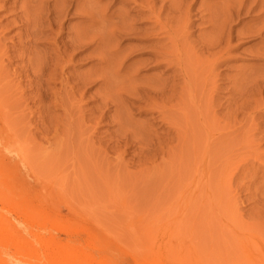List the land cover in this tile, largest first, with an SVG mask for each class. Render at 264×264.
I'll list each match as a JSON object with an SVG mask.
<instances>
[{"label":"rangeland","instance_id":"1","mask_svg":"<svg viewBox=\"0 0 264 264\" xmlns=\"http://www.w3.org/2000/svg\"><path fill=\"white\" fill-rule=\"evenodd\" d=\"M156 1L153 57L146 0H0V187L95 260L264 264V0Z\"/></svg>","mask_w":264,"mask_h":264},{"label":"bare ground","instance_id":"2","mask_svg":"<svg viewBox=\"0 0 264 264\" xmlns=\"http://www.w3.org/2000/svg\"><path fill=\"white\" fill-rule=\"evenodd\" d=\"M56 1L57 0H55V3ZM64 1L65 0H63V2ZM58 3H61V1ZM59 5L61 4H58V6ZM154 5L155 0H146V5L140 6V10L134 11L135 14L128 15L130 18L132 17L131 20L134 21L135 17L138 18L143 14H147L149 15V18H144L147 19V21L145 22L149 23L150 26H145L144 23L143 26L141 24H133L132 22H130L131 24L128 23L129 26L126 28V30H129L128 32L126 31L128 34H135L131 35L132 37H129L139 43L138 45L141 46L140 49L144 50V53H149L153 57L156 53H158V48L156 49L152 46H159V43L162 39L159 37L158 38L161 40L155 38L157 41L154 42L155 40L153 39V41L151 38V36L153 35L152 30L155 31V28L161 30L163 28L160 14L154 10ZM170 6H173V3H170ZM54 8L56 9V6H54ZM160 8H165V4H163V6ZM85 12L84 15L89 16L85 14ZM126 13L127 12H125V14L122 13L123 16L119 17L120 19H122H119V26L122 21L127 22L125 19ZM92 18L94 20V17ZM122 24L121 28H119L118 26V30L122 29L123 27L125 29V26H122ZM221 27L223 26L218 27L220 31L217 29L219 32L222 31ZM124 29L121 32H123ZM154 35L152 37H154ZM162 37L165 38V36ZM80 38L86 39L84 38L83 34ZM83 42L84 40L82 41V43ZM88 43L89 42L87 40L85 46H87ZM80 46L81 48L84 47L81 43ZM148 47L150 48L148 49ZM144 48L147 49L145 50ZM162 56H164V54H162ZM161 58L163 59V57ZM10 188L8 185V189ZM72 235L73 227L71 226V223L69 224L67 221H65V219L63 220L56 215L45 214L35 208L27 206L24 203H19L18 201L11 199L10 195L2 187H0V264H109V262H106L107 257H101L100 260H95V256L93 257L92 255L93 252H90V250L87 247H84L80 242L77 243L73 239ZM256 247L258 248V246Z\"/></svg>","mask_w":264,"mask_h":264}]
</instances>
